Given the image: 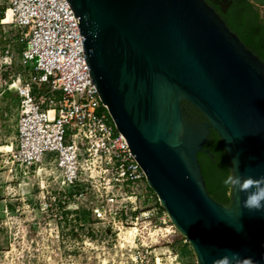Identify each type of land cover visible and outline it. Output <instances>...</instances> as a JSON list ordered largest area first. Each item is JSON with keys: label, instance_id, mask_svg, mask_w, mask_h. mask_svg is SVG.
Masks as SVG:
<instances>
[{"label": "water", "instance_id": "water-1", "mask_svg": "<svg viewBox=\"0 0 264 264\" xmlns=\"http://www.w3.org/2000/svg\"><path fill=\"white\" fill-rule=\"evenodd\" d=\"M66 1L91 82L197 263L264 264V212L244 207L264 190V63L204 0ZM210 128L239 181L229 206L197 160Z\"/></svg>", "mask_w": 264, "mask_h": 264}, {"label": "built area", "instance_id": "built-area-1", "mask_svg": "<svg viewBox=\"0 0 264 264\" xmlns=\"http://www.w3.org/2000/svg\"><path fill=\"white\" fill-rule=\"evenodd\" d=\"M6 6L0 3V26L18 31L20 60L32 67L29 72L22 69L8 86L22 98L24 107L17 143L21 161L37 165L53 157L62 184L91 188L97 203H92L90 212L96 220L125 228L124 223L136 226L141 219L148 230L158 222L167 235L175 234L166 212L159 215L155 193L91 82L67 1L9 0ZM12 58L9 44L0 47L5 70H11ZM126 195L134 205L130 215ZM150 199L155 205L137 213V208L142 209L139 204ZM181 242L184 254L167 245L160 255L145 248L137 258L141 264H158L159 259L163 264H198L188 240L183 237Z\"/></svg>", "mask_w": 264, "mask_h": 264}, {"label": "rangeland", "instance_id": "rangeland-1", "mask_svg": "<svg viewBox=\"0 0 264 264\" xmlns=\"http://www.w3.org/2000/svg\"><path fill=\"white\" fill-rule=\"evenodd\" d=\"M8 2L0 0L4 7ZM259 8L264 19V6ZM17 36V30L0 26V47L9 44L13 53L11 70H5L0 59V264H141L137 253L145 248L158 255L167 245L181 251L185 244L178 238L180 234L167 235L158 222L148 230L139 219L136 226L124 223L125 229L94 219L90 207L97 198L91 188L62 184L53 157L47 156L37 165L21 161L17 143L24 107L22 98L8 86L22 69L29 72L32 67L20 60L22 45ZM128 196L130 215L134 205ZM154 203L150 199L139 204L142 209L137 208V213ZM133 227L138 228L134 237L122 241L121 235Z\"/></svg>", "mask_w": 264, "mask_h": 264}, {"label": "trees", "instance_id": "trees-1", "mask_svg": "<svg viewBox=\"0 0 264 264\" xmlns=\"http://www.w3.org/2000/svg\"><path fill=\"white\" fill-rule=\"evenodd\" d=\"M212 7L244 46L264 63V19L260 6L264 0H204ZM32 69V68H31ZM181 106L191 118L206 121V117L192 104L183 100ZM208 141L197 153V160L205 182V188L211 198L222 205L231 204L230 163L223 142L213 128L209 129ZM150 191H152L149 188ZM161 211H164L159 206ZM87 214V213H85ZM182 241V236L178 235ZM182 253H186L182 247Z\"/></svg>", "mask_w": 264, "mask_h": 264}, {"label": "clouds", "instance_id": "clouds-1", "mask_svg": "<svg viewBox=\"0 0 264 264\" xmlns=\"http://www.w3.org/2000/svg\"><path fill=\"white\" fill-rule=\"evenodd\" d=\"M238 182H239L238 180L233 181L232 177H229L228 180L226 181V183H231V184L238 183ZM253 183L254 182L249 178L244 182L243 187L247 189L249 185ZM244 207L248 209L249 211L264 212V190H260V191H257L256 193L249 195L244 203Z\"/></svg>", "mask_w": 264, "mask_h": 264}, {"label": "bare ground", "instance_id": "bare-ground-1", "mask_svg": "<svg viewBox=\"0 0 264 264\" xmlns=\"http://www.w3.org/2000/svg\"><path fill=\"white\" fill-rule=\"evenodd\" d=\"M9 16H10V11L7 12V19H5V23L8 22ZM14 87H15V85L12 84L11 85V89H14ZM8 149H10V147H8ZM135 231H136L135 228L127 229L125 235H121L122 241H129V240H131L134 237ZM158 264H163L160 259L158 260Z\"/></svg>", "mask_w": 264, "mask_h": 264}]
</instances>
